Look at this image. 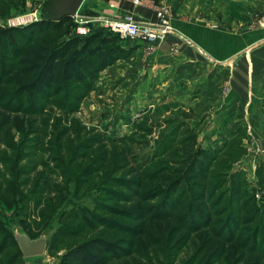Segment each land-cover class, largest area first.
Returning a JSON list of instances; mask_svg holds the SVG:
<instances>
[{"label":"rangeland","instance_id":"1","mask_svg":"<svg viewBox=\"0 0 264 264\" xmlns=\"http://www.w3.org/2000/svg\"><path fill=\"white\" fill-rule=\"evenodd\" d=\"M109 2L84 0L77 11L78 16L69 18L67 36L76 37V29L86 26L89 35L97 33L113 39L127 55L116 59L92 80L85 81L84 89L81 85L70 84L60 93L51 94L45 103L39 104V107L44 106L41 112H29L35 108L29 107L28 103H25V111L21 113H10L0 105V157L5 159L4 162L0 160V184H21L12 202H4L3 192L0 193L2 224L6 229H14L15 223L19 228L16 229L20 230L19 224L32 213L33 205L31 202H18L16 205V202L48 180L61 190L59 195L54 193L55 201L46 209L45 220L42 221L46 225L41 230L42 234L47 240H53L54 233L64 229L63 219L67 212L76 206L92 208L94 205L93 190L80 194V197L74 193L80 172L86 168L92 170L89 176H85L88 182L84 189H87L100 184L115 167L111 157L104 160L99 158L102 159L106 151L116 152L117 148L104 142L93 146L95 144L89 143L91 139L123 140L128 143L132 139V142L139 141V144L126 145L129 150L139 157L152 155L162 149L166 137L175 140L181 137L184 129L180 122L185 121L197 135L198 148L210 151L217 157L218 167L213 173L226 175L228 181L232 174L237 175L235 179L241 191L238 203L229 200L228 183L224 190L227 194L222 196L220 209L223 212L220 217L215 218V224L210 227L190 234L182 249L178 250L175 246L163 254H155L154 246H147L142 238H137L133 256L109 264H264V105L261 107V103L256 102L257 108L263 109V115L251 125L246 102L231 113L232 105L227 106L225 102L229 99L227 95L230 89L227 86L221 89L219 96L217 92L214 94L217 100L200 94L198 90L205 83L206 76L198 80L184 79L185 63L191 60L184 58L180 49L185 42L190 43L183 36V28L188 25L195 28L204 26L230 38H243L255 27L264 29L260 25L264 7L261 9L251 0H144L141 9L165 7L172 26V31L162 41L148 47L143 43L114 37L99 25L106 16L110 17L108 12L118 16L114 11L122 14L125 8L128 10L127 0H123L118 10L110 8ZM51 11L49 0H18L9 7L5 16L0 17V29L38 22L50 16ZM76 38L82 42L86 39ZM195 50L197 53L198 50ZM241 54L235 59L242 61ZM196 70L199 71L198 68ZM67 96L74 98V102L70 103ZM11 102L16 105L17 101ZM60 103L71 109L59 110L56 105ZM61 131L66 132L57 142L56 136ZM171 132H175V136H170ZM77 145L81 147L76 148ZM230 148L242 150L243 155L225 170L227 166L223 154ZM20 151L23 153L21 156ZM56 156L62 157L67 166L69 159H73L68 171L54 168L53 174L49 173L48 168L55 166L52 159ZM17 157L19 161L16 162ZM44 163L49 167L44 168ZM129 169L123 168L114 174L129 181L133 178ZM63 170L65 174H62ZM222 191L218 190L215 198ZM133 205L124 207L131 208ZM43 209L40 206L37 212L41 214ZM43 225L39 227L42 229ZM125 225L136 224L125 222ZM159 229L160 224L151 223L148 236L152 239L158 237ZM229 231L234 239L226 242L224 235ZM120 237L127 239L126 236ZM56 239L55 247L60 249L53 256H48L47 252L37 258L22 259L20 256L18 264H60L62 255L66 253L63 248L65 242L60 243L59 236ZM179 239H182V233L176 236L173 245ZM14 246V252H19ZM220 250L223 254H220Z\"/></svg>","mask_w":264,"mask_h":264},{"label":"trees","instance_id":"2","mask_svg":"<svg viewBox=\"0 0 264 264\" xmlns=\"http://www.w3.org/2000/svg\"><path fill=\"white\" fill-rule=\"evenodd\" d=\"M16 1L18 0H0V17L5 16ZM69 18L71 17H64L58 21L42 19L23 27L0 29V105L6 111L24 112V105L28 103L29 107L35 109L26 111L41 112L44 106L39 107V104L45 103L51 94L60 93L70 84L81 85L84 89L85 81L92 80L102 69L127 55L113 39L101 34L92 33L83 42L76 37H68ZM9 57L13 59L10 60ZM10 88L13 90L10 91ZM66 99L70 103L75 100L69 96ZM13 100L17 101L16 105H12ZM4 101L5 104L2 103ZM56 106L59 110L71 109L66 104ZM180 125L184 132L178 140L166 137L161 150L140 157L126 146L134 143L132 139L129 143L123 140L91 139L89 143L95 144L93 146L104 142L117 148L116 152L106 151L102 159L99 158L104 160L111 157V163L115 167L100 184L87 189H84L88 182L86 177L92 170L86 168L80 172L74 193L79 196L93 190L94 205L92 208L76 206L65 214L64 229L56 231L53 240L46 242L48 256H53L60 249L55 247L58 236L60 243L65 242L63 248L66 251L60 264H109L129 259L134 255L132 250L137 238H142L147 246H154L155 254H163L175 246L180 250L190 234L215 224V218H219L223 212L220 207L222 196L227 194L224 190L228 183L229 200L238 203L241 191L235 179L237 175L232 174L228 181L226 175L214 174V169L218 167L217 157L210 151L198 148L197 135L185 121H181ZM65 132L61 131L56 136L57 142L61 141ZM173 134L175 132H171L170 136H175ZM134 144H139V141ZM80 147L77 145L76 148ZM58 150L61 152V149ZM234 153L237 155L234 156ZM19 154L23 155L21 151ZM242 155L243 151L237 148L225 151V170ZM18 157L16 162L19 161ZM61 158L56 156L52 159L55 163L53 168H48L47 163H44V168H48L50 174H53L54 168L68 171L73 159H69L67 166ZM0 160L5 161L2 157ZM127 167L133 178L127 181L125 177H116L114 173ZM65 173L63 170L62 174ZM19 186L21 184L15 182L0 184L4 202L13 201ZM39 187L16 202V205L18 202H31L33 205L32 213L25 216V220L19 224L20 230L30 239L42 234L41 230L46 226L42 223L46 209L55 201L54 193L59 195L61 191L48 180L43 181ZM218 190L223 191L215 198ZM127 204L134 205L131 208L124 207ZM40 206L44 207L41 214L37 212ZM125 222H135L136 225L127 226ZM151 223L160 224L161 228L158 230V237L154 239L148 236ZM41 224L42 229L39 227ZM13 226L14 229L17 228V224L14 223ZM169 226L171 229H168ZM14 229H6L0 220V264H18L20 256L22 257L13 236ZM180 233L182 239L173 245ZM120 236H126L127 239H121ZM224 236L226 242L234 239L230 231ZM14 245L19 252H14ZM220 252L223 254L221 250Z\"/></svg>","mask_w":264,"mask_h":264},{"label":"crops","instance_id":"3","mask_svg":"<svg viewBox=\"0 0 264 264\" xmlns=\"http://www.w3.org/2000/svg\"><path fill=\"white\" fill-rule=\"evenodd\" d=\"M127 1L129 4L127 11L125 7L122 14L114 11L118 16L108 12L110 17L106 16L104 19L118 20L128 13H134L140 23L154 20L152 9H141V7L133 9L129 0ZM122 2L123 0H110L108 5L118 10ZM251 2L260 6L261 9L264 7V0H251ZM183 36L189 39L190 43L185 42L180 47L181 54L184 58L191 60L185 63L187 68L184 69V79L198 80L206 76L205 83L201 84L198 91L200 94L211 96V99L215 98L216 92L219 96L221 89L227 86L230 89L227 95L229 99L225 102L228 103L227 106L232 105L231 113L234 112V108L237 109L246 102L247 112L251 115V125L257 123L262 118L263 109L257 108L256 102H260L261 107L264 105V29L255 27L243 38L241 36L230 38L221 32L204 28V26L195 28L193 25H188L183 28ZM195 49L199 53L198 51L196 53ZM239 54H241L242 61L235 59ZM197 68L199 71L196 70ZM210 86L213 87L209 88ZM255 91H257L256 95Z\"/></svg>","mask_w":264,"mask_h":264},{"label":"built area","instance_id":"4","mask_svg":"<svg viewBox=\"0 0 264 264\" xmlns=\"http://www.w3.org/2000/svg\"><path fill=\"white\" fill-rule=\"evenodd\" d=\"M131 7L137 9L144 5V0H129ZM154 20L151 22L140 23L134 13H128L122 19L107 20L99 23L105 30L112 35L135 43H143L152 47L155 43L162 41L167 34L172 31L171 18L167 9L163 6L153 9ZM78 12L71 18H76ZM261 27L264 28V9ZM89 29L86 26L78 27L75 31L76 37L88 36Z\"/></svg>","mask_w":264,"mask_h":264},{"label":"water","instance_id":"5","mask_svg":"<svg viewBox=\"0 0 264 264\" xmlns=\"http://www.w3.org/2000/svg\"><path fill=\"white\" fill-rule=\"evenodd\" d=\"M84 0H49L51 15L46 16L45 20L58 21L64 17H72L79 10ZM14 238L23 259L37 258L44 256L47 246V238L44 234L35 239H30L21 230H13Z\"/></svg>","mask_w":264,"mask_h":264}]
</instances>
